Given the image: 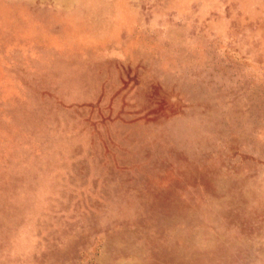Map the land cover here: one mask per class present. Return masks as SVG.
I'll return each mask as SVG.
<instances>
[{
    "label": "rangeland",
    "instance_id": "obj_1",
    "mask_svg": "<svg viewBox=\"0 0 264 264\" xmlns=\"http://www.w3.org/2000/svg\"><path fill=\"white\" fill-rule=\"evenodd\" d=\"M0 264H264V0H0Z\"/></svg>",
    "mask_w": 264,
    "mask_h": 264
}]
</instances>
